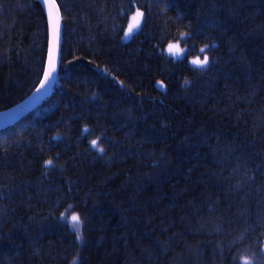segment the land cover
Returning <instances> with one entry per match:
<instances>
[{"label": "trees", "instance_id": "1", "mask_svg": "<svg viewBox=\"0 0 264 264\" xmlns=\"http://www.w3.org/2000/svg\"><path fill=\"white\" fill-rule=\"evenodd\" d=\"M56 3L57 86L0 133V264H264V0ZM48 31L0 0V112L37 88Z\"/></svg>", "mask_w": 264, "mask_h": 264}, {"label": "snow or ice", "instance_id": "2", "mask_svg": "<svg viewBox=\"0 0 264 264\" xmlns=\"http://www.w3.org/2000/svg\"><path fill=\"white\" fill-rule=\"evenodd\" d=\"M44 5L47 8L48 11V21H49V26L51 30V44L49 47V59H48V68L44 72V78L40 82V88L37 89L39 92L41 89L46 88L48 83L53 79L54 73L56 72V64H57V45L59 42L60 38V11L57 6L56 0H43ZM144 13L137 10L135 15L131 17V23L128 24L127 31L124 33V38H129L134 31L139 30L142 22ZM205 47L200 49L201 53H205ZM169 55L173 56L176 59H179L183 52L185 51L184 49H181L179 47V44H169L168 49H167ZM209 63V58L207 54L203 56V59H201L199 56L196 58L192 59L190 61V64L194 66L193 70H203L205 69V66ZM189 83L187 80L185 81V84ZM160 88L163 89L165 86L161 83ZM84 132H87L88 129L84 128ZM58 138V137H57ZM91 147L94 149H97L99 152H103L102 147H98V142L97 140H92L91 141ZM52 161L48 160L46 161V167L51 166ZM72 206L69 205V208ZM61 219H65L63 216ZM68 223L70 224L71 228L74 230L76 233L77 239L82 238V233H81V218L77 214H72L70 216V219L68 220ZM73 264H75V261H73ZM244 264H251V261L245 260Z\"/></svg>", "mask_w": 264, "mask_h": 264}, {"label": "water", "instance_id": "3", "mask_svg": "<svg viewBox=\"0 0 264 264\" xmlns=\"http://www.w3.org/2000/svg\"><path fill=\"white\" fill-rule=\"evenodd\" d=\"M38 1L41 6L44 8V10L47 13L48 17V11L46 6L43 3V0H36ZM59 8V7H58ZM60 11V10H59ZM50 31V41H49V47L51 44V30L49 26ZM62 44H63V21L62 16L60 13V38L57 45V64H56V72L54 73L53 79L48 83L46 88L41 89L39 92L37 91L38 88L25 100H23L21 103L17 104L13 108L0 112V128H7V126H14L19 122V119L24 118L29 114V112H33V110L38 109L46 100V98L49 96L51 91L53 90V86L55 82L57 81L58 71L60 67V60H61V50H62ZM48 59H49V51L47 56V64L46 69L48 68ZM44 78V77H43ZM42 78V80H43Z\"/></svg>", "mask_w": 264, "mask_h": 264}, {"label": "bare ground", "instance_id": "4", "mask_svg": "<svg viewBox=\"0 0 264 264\" xmlns=\"http://www.w3.org/2000/svg\"><path fill=\"white\" fill-rule=\"evenodd\" d=\"M33 1L39 3V2L36 1V0H33ZM39 4H40V3H39ZM40 5H41V4H40ZM57 6H58V5H57ZM43 9H44V8H43ZM45 12H46V11H45ZM46 14H47V13H46ZM47 18H48V17H47ZM48 22H49V21H48ZM63 33H64V28H63ZM49 41H50V31H48V42H49ZM62 45H63V44H62ZM48 51H49V49H48ZM59 68H60V67H59ZM44 72H45V70H44ZM58 72H59V71H58ZM43 77H44V73L42 74L41 80H39L40 82L42 81V78H43ZM57 81H58V79H57ZM57 81L55 82V84H54V86H53V90H54L55 87L57 86V83H58ZM40 82H38L39 84L37 85V88L40 86ZM37 88H36V89H37ZM36 89H35V90H36ZM53 90L51 91V93L49 94V96L46 98V100L44 101V103H45V102L47 101V99L50 97V95L52 94ZM44 103H43V104H44ZM43 104H42V105H43ZM42 105H41V106H42ZM41 106H40V107H41ZM13 107H14V106H13ZM13 107H11V108H13ZM40 107H39V108H40ZM11 108H10V109H11ZM39 108H38V109H39ZM38 109H36V110H38ZM8 110H9V109H8ZM36 110H33V112H32V111L29 112V114H28L27 116H25L24 118L19 119V122H21V121H22L23 119H25L26 117H28V116L34 114V113L36 112ZM12 127H13V126H12ZM9 128H11V127H10V126H7V128H3V129L0 128V133L6 131V130L9 129ZM48 167H49V166H47V167L45 166V168H47V169H48ZM51 176H52L51 171H48V170H47V172L44 173L43 180L46 181V182H49V181H51ZM70 230L72 231L73 229L71 228V226H70V224H69V225H68V231H70ZM71 231H70V232H71ZM74 238H75V240H76L77 242L80 240V239H77V237H76V233H75V232H74ZM251 254H252V253H251ZM251 254H250V255H251Z\"/></svg>", "mask_w": 264, "mask_h": 264}, {"label": "rangeland", "instance_id": "5", "mask_svg": "<svg viewBox=\"0 0 264 264\" xmlns=\"http://www.w3.org/2000/svg\"><path fill=\"white\" fill-rule=\"evenodd\" d=\"M136 11H137V10H136ZM136 11L131 15V17H132L133 15H135ZM131 17H130V19H129V23H131ZM142 20H143V18H142ZM129 23H128V24H129ZM141 26H142V22H141ZM141 26H140V28H141ZM139 30H140V29H139ZM139 30L134 31V33H133L129 38H124V41H129V40L132 38V36H133L134 34H136ZM126 31H127V30H126ZM171 44H177V43H171ZM178 44H179V47H180L181 49H184L180 43H178ZM167 49H168V46L166 47V49L164 50V52H165L167 55H169ZM184 50H185V49H184ZM185 54H186V52L184 51L183 54L181 55V57H180L179 59H176V58H174V57L171 56V55H169V56L172 57V58H174V59H176V60H180V59L185 58ZM201 59H203V58H201ZM191 60H192V59L189 60V63H190ZM206 66H207V65H206ZM206 66H205V67H206ZM262 250H263V252H264V244H263V246H262Z\"/></svg>", "mask_w": 264, "mask_h": 264}, {"label": "clouds", "instance_id": "6", "mask_svg": "<svg viewBox=\"0 0 264 264\" xmlns=\"http://www.w3.org/2000/svg\"><path fill=\"white\" fill-rule=\"evenodd\" d=\"M73 261H75V260H73ZM75 264H76V261H75Z\"/></svg>", "mask_w": 264, "mask_h": 264}]
</instances>
